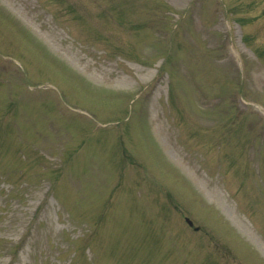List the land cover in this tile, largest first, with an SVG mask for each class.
Segmentation results:
<instances>
[{"label":"rangeland","instance_id":"rangeland-1","mask_svg":"<svg viewBox=\"0 0 264 264\" xmlns=\"http://www.w3.org/2000/svg\"><path fill=\"white\" fill-rule=\"evenodd\" d=\"M26 1L0 0V264H264V0Z\"/></svg>","mask_w":264,"mask_h":264},{"label":"water","instance_id":"water-1","mask_svg":"<svg viewBox=\"0 0 264 264\" xmlns=\"http://www.w3.org/2000/svg\"><path fill=\"white\" fill-rule=\"evenodd\" d=\"M186 222L191 226L192 225V223H191V221H189L188 219H186ZM197 229V228H196Z\"/></svg>","mask_w":264,"mask_h":264},{"label":"bare ground","instance_id":"bare-ground-1","mask_svg":"<svg viewBox=\"0 0 264 264\" xmlns=\"http://www.w3.org/2000/svg\"><path fill=\"white\" fill-rule=\"evenodd\" d=\"M24 2H25V4L27 5V1H26V0H24Z\"/></svg>","mask_w":264,"mask_h":264}]
</instances>
